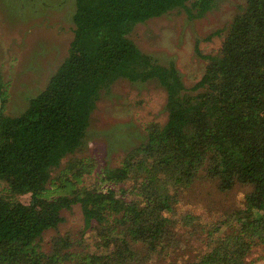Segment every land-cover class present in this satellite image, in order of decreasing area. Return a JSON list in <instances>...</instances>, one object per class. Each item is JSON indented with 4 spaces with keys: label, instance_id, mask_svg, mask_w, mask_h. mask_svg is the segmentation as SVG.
Segmentation results:
<instances>
[{
    "label": "trees",
    "instance_id": "trees-1",
    "mask_svg": "<svg viewBox=\"0 0 264 264\" xmlns=\"http://www.w3.org/2000/svg\"><path fill=\"white\" fill-rule=\"evenodd\" d=\"M214 2L76 0L68 56L21 114L1 113L0 264H250L256 249L264 262V0L246 1L216 53L196 46L206 65L191 88L174 63L130 38L139 23L178 9L199 17ZM120 78L158 81L166 123L150 122L146 143L116 167L96 170L85 158L53 177L84 144L102 91ZM197 183L242 186L244 205L210 224L181 214V195ZM75 204L83 225L44 249L43 234Z\"/></svg>",
    "mask_w": 264,
    "mask_h": 264
},
{
    "label": "rangeland",
    "instance_id": "rangeland-1",
    "mask_svg": "<svg viewBox=\"0 0 264 264\" xmlns=\"http://www.w3.org/2000/svg\"><path fill=\"white\" fill-rule=\"evenodd\" d=\"M246 1L215 0L212 8L199 17L190 16L185 9L174 10L137 24L130 38L161 63H174L185 85L191 88L202 77L206 65L205 59L197 54L196 46L204 54L220 50L225 37L223 29L229 27ZM75 10L76 0H0V76L5 115L21 114L29 99L45 89L68 56L74 36ZM217 30L222 33L211 36ZM166 101L167 92L156 80H116L102 91L84 144L54 168L53 177L69 162L85 158L93 159L96 170L119 165L131 148L146 143L150 122L166 123ZM244 196L242 186L222 192L214 183H197L181 195L178 211L195 213L201 222L210 224L220 221L228 210L241 208ZM23 201L29 203L30 195L23 196ZM62 215L64 221L41 237L39 243L44 249L51 248L54 237L77 231L84 223L80 204L65 209ZM184 250L194 252L186 242ZM260 254L254 250L249 263L263 264Z\"/></svg>",
    "mask_w": 264,
    "mask_h": 264
},
{
    "label": "water",
    "instance_id": "water-1",
    "mask_svg": "<svg viewBox=\"0 0 264 264\" xmlns=\"http://www.w3.org/2000/svg\"><path fill=\"white\" fill-rule=\"evenodd\" d=\"M2 110H3V98H2V89L0 86V117H1Z\"/></svg>",
    "mask_w": 264,
    "mask_h": 264
}]
</instances>
